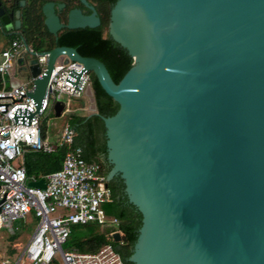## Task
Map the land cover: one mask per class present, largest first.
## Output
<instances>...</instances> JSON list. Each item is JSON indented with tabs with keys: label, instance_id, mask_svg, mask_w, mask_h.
<instances>
[{
	"label": "water",
	"instance_id": "obj_1",
	"mask_svg": "<svg viewBox=\"0 0 264 264\" xmlns=\"http://www.w3.org/2000/svg\"><path fill=\"white\" fill-rule=\"evenodd\" d=\"M79 2L90 14L71 8L64 23L43 3L46 30L97 27ZM8 3L0 22L10 32L20 11L6 13ZM105 29L131 58L116 83L68 46L45 50L42 71L33 56L17 63L34 78L36 112L59 58L81 63L117 104L101 117V140L105 180L121 182L140 214L134 243L118 245L126 264H264V0H115Z\"/></svg>",
	"mask_w": 264,
	"mask_h": 264
},
{
	"label": "built area",
	"instance_id": "obj_2",
	"mask_svg": "<svg viewBox=\"0 0 264 264\" xmlns=\"http://www.w3.org/2000/svg\"><path fill=\"white\" fill-rule=\"evenodd\" d=\"M23 42L15 37L0 50V229L17 231L11 228L12 223L28 215L35 219V227L18 255L0 260V264H53L56 256L62 264H124L110 244L88 252L69 243L75 226L93 225L102 229L117 223L102 209L103 204L111 202V195L101 166L85 161L81 149L72 146L74 132L66 121V116L76 110L88 114L94 111L89 72L82 71L77 61L56 60L36 112L33 100L26 94L32 90L34 78L10 85L3 80L14 60L23 54L35 57L43 70L47 53L35 51ZM74 99L82 100L81 104L73 106ZM57 101L63 104L58 117L65 119L58 135L50 141L46 123L42 133L41 115L45 110L53 115L52 106ZM60 147L65 150L58 169L37 176L26 175L25 153H52ZM38 179L43 180V188L27 184Z\"/></svg>",
	"mask_w": 264,
	"mask_h": 264
},
{
	"label": "trees",
	"instance_id": "obj_3",
	"mask_svg": "<svg viewBox=\"0 0 264 264\" xmlns=\"http://www.w3.org/2000/svg\"><path fill=\"white\" fill-rule=\"evenodd\" d=\"M19 0H12V10L20 11V27L18 35L35 51H45L54 46L74 48L81 56L94 57L101 61L111 79L116 83L131 64V58L117 43L103 36V29L108 24L109 9L115 0H91L95 3L99 25L94 28L62 29L56 36L50 34L43 25L40 7L51 0H25L23 6ZM68 5L66 8H70ZM95 113L81 114L71 112L66 116L68 126L73 130L72 146L81 149V157L85 161L97 162L101 173L105 176L101 137L104 127L101 117L111 116L117 109V104L107 96L98 85L92 73H89ZM73 102L81 104L82 100ZM88 115V116H87ZM42 133L45 121L41 122ZM65 148L60 147L52 153L27 152L23 156V166L27 176L45 174L59 168ZM111 195V202L102 205L106 216L116 219V225L98 229L93 225L75 226L70 235L69 243L79 251L93 252L103 244H110L124 264L118 245L134 243L137 229L140 226V214L126 199L121 182L106 180ZM78 228H86L88 235L79 237ZM118 231L120 242H114L108 234Z\"/></svg>",
	"mask_w": 264,
	"mask_h": 264
},
{
	"label": "rangeland",
	"instance_id": "obj_4",
	"mask_svg": "<svg viewBox=\"0 0 264 264\" xmlns=\"http://www.w3.org/2000/svg\"><path fill=\"white\" fill-rule=\"evenodd\" d=\"M106 28V27H105ZM103 29L102 35L106 36V29ZM9 36L4 35L0 32V48L7 45V39ZM85 100L87 101V96H85ZM89 101V100H88ZM78 103L73 102V106H76ZM91 105V101L88 103V106ZM74 112H78L81 114H88L86 111L76 110ZM41 118L44 119L45 123L48 125L46 127L47 135L49 140L52 141L58 135V130L61 127L62 121L65 117H54L52 113H49L48 110H45L41 115ZM35 227V219L28 215L24 220H15L12 223V229L17 228V231H10L7 228L3 227L0 229V260L5 258H12L15 255H18L19 250L26 243L27 239L31 236ZM13 233V234H12ZM88 235V230L86 228H78V236L83 237ZM17 247V248H16ZM64 249L65 246L63 245ZM53 264H62L59 256H56Z\"/></svg>",
	"mask_w": 264,
	"mask_h": 264
},
{
	"label": "crops",
	"instance_id": "obj_5",
	"mask_svg": "<svg viewBox=\"0 0 264 264\" xmlns=\"http://www.w3.org/2000/svg\"><path fill=\"white\" fill-rule=\"evenodd\" d=\"M18 18L17 17H15L14 19H10L11 20V23L12 24H14L13 23V21H15V20H17ZM19 21H20V23H21V20H20V17H19ZM19 27H20V24H19ZM19 29V28H18ZM18 29H13L12 31H10V32H7V31H5V30H3V31H1V28H0V32L2 33V34H4V35H7V36H9V38L7 39V44H8V42L11 40V39H13V38H15V37H19V35H18ZM9 33V34H8ZM7 46V45H6ZM6 46H4V47H6ZM4 47H1L0 48V50L2 49V48H4ZM28 58V56L27 55H25V54H23L22 56H19V57H17L15 60H14V63H13V67H12V69H11V71L8 73V74H5L4 76H3V80H4V82H5V84L6 85H10V84H17L18 82H22V81H25L27 78H24V77H22L21 76V71L19 70L20 68V64H18L17 63V60L19 59V58Z\"/></svg>",
	"mask_w": 264,
	"mask_h": 264
},
{
	"label": "flooded vegetation",
	"instance_id": "obj_6",
	"mask_svg": "<svg viewBox=\"0 0 264 264\" xmlns=\"http://www.w3.org/2000/svg\"><path fill=\"white\" fill-rule=\"evenodd\" d=\"M9 3V8L8 10H6V13L8 11H14L12 10L11 6H12V0H8ZM53 3H54V8H55V12L59 18V21L64 23L65 22V15L67 13V11L71 8H77L81 11V13L83 15H88L90 14V10L87 9L85 6H83L79 0H51ZM86 2L89 4V5H92L95 12H96V15H97V11H96V8H95V3L91 0H86ZM57 4H62L63 6L60 8V9H56V5ZM68 5H72L70 8H66ZM0 28H2V25H1V22H0Z\"/></svg>",
	"mask_w": 264,
	"mask_h": 264
}]
</instances>
